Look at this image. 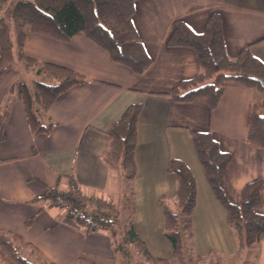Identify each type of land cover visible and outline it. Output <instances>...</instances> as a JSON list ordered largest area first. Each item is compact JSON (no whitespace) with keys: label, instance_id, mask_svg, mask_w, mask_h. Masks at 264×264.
<instances>
[{"label":"crops","instance_id":"crops-1","mask_svg":"<svg viewBox=\"0 0 264 264\" xmlns=\"http://www.w3.org/2000/svg\"><path fill=\"white\" fill-rule=\"evenodd\" d=\"M1 2V0H0ZM212 14L221 18L226 55L236 58L248 49L264 64V0H138L132 24L151 60L142 76L114 63L107 52L83 37L68 43L33 34L23 53L38 62L69 69L88 80L60 95L47 112L55 124L49 134L34 136L23 105L9 88L16 70L0 77V108L5 100L6 121L0 143V230L31 244L53 264H76L79 258L104 263L113 258L106 234H85L59 216L47 203H34L46 190L67 186L71 177L87 195L113 200L122 178L103 160L106 131L132 105H141L136 123L134 231L149 253L170 259L171 244L163 236L160 199H172L175 179L167 172L170 159L182 161L196 183L192 213L194 251L200 257L218 253L234 257L237 242L226 223V212L214 198L193 148L190 132L210 133L219 150L231 156V185L241 190L259 180L263 184L259 213L264 216V149L245 143L246 119L254 94L227 82L213 111L204 103H177L169 93L180 82L198 75L192 49L168 47L176 22L193 33L204 32ZM26 78V77H25ZM249 264H264V234Z\"/></svg>","mask_w":264,"mask_h":264},{"label":"trees","instance_id":"trees-1","mask_svg":"<svg viewBox=\"0 0 264 264\" xmlns=\"http://www.w3.org/2000/svg\"><path fill=\"white\" fill-rule=\"evenodd\" d=\"M136 1L14 0L12 3V0H1L0 77L10 70H16L19 75L9 88L8 96L15 95L21 101L32 135L49 134L55 126L47 117L52 104L67 90L87 84L88 80L69 69L26 57L23 46L27 38L37 34L68 43L80 36L107 52L114 63L129 69L135 76H142L150 68L151 60L132 24ZM6 5L9 10L4 15L2 9ZM166 46L192 49L199 64L198 75L180 82L169 97L177 103H204L213 111L227 82L248 88L254 99L247 114L245 143L264 149V64L248 49L236 58L226 55L220 16L212 14L201 34L176 22ZM7 103L5 100L0 108V143ZM140 112L141 105L128 107L105 132L109 142L103 160L129 182L136 175L134 153ZM190 137L211 193L225 210L226 223L235 235L237 251L233 264L240 259H246L244 264H249L252 257H257L264 234V216L259 213L263 184L256 180L235 190L229 174L231 156L219 150L210 133L191 131ZM167 172L175 179L174 196L168 202L161 198L160 206L163 235L173 251L170 259L153 257L138 238L132 223L135 211L132 196L115 203L87 195L68 177L65 188L60 186L59 178L55 187L32 202L47 203L63 211V218L85 234L108 235L113 248L111 260L116 264H202L208 260L211 264H220V260L223 261L220 255L217 259L213 254L200 257L194 251L192 213L196 183L190 169L182 161L170 159ZM124 208L130 211L127 219L123 218ZM0 264L53 263L19 236L0 230ZM76 264L96 263L79 258Z\"/></svg>","mask_w":264,"mask_h":264},{"label":"rangeland","instance_id":"rangeland-1","mask_svg":"<svg viewBox=\"0 0 264 264\" xmlns=\"http://www.w3.org/2000/svg\"><path fill=\"white\" fill-rule=\"evenodd\" d=\"M14 2V0H12V3ZM8 10H9V8H8V6L6 5V6H4V9H2V13L4 14V15H7V13H8ZM29 84V83H28ZM132 194V195H131ZM131 196H132V199H133V203H134V207H135V211H136V195H135V190H134V181H132V182H129V181H127V180H124L123 178H121L120 180H119V182L117 183V192H115V195H114V198H113V201L115 202V203H117V202H120L121 200H123L125 197H127L128 199H131ZM171 199H168V198H166V200L164 199V201H170ZM159 203H160V201H159ZM160 205V204H159ZM160 208H161V206H160ZM58 210V209H57ZM161 210H162V208H161ZM135 211H134V215L132 216V223L134 224V221H135ZM58 212H59V216H61L62 218L64 217V213H63V211H60V210H58ZM130 211L129 210H127L126 208H124V213H123V218L124 219H127L128 218V213H129ZM134 226V225H133ZM163 227H164V225H163ZM164 236V235H163ZM168 241V240H167ZM169 242V241H168ZM213 254V257H214V259H217L218 258V256H219V254L218 253H212ZM222 258H223V261H221L220 260V264H233L234 262H233V258H232V260H229V261H227L226 260V258L225 257H223L222 256ZM46 259V258H45ZM225 260V261H224ZM247 261H246V259H240L239 261H237V264H244V263H246ZM96 264H116L115 262H113L112 260H109L108 262H104V263H96ZM202 264H211V262L208 260V261H206V262H204V263H202Z\"/></svg>","mask_w":264,"mask_h":264},{"label":"water","instance_id":"water-1","mask_svg":"<svg viewBox=\"0 0 264 264\" xmlns=\"http://www.w3.org/2000/svg\"><path fill=\"white\" fill-rule=\"evenodd\" d=\"M264 86V84H262Z\"/></svg>","mask_w":264,"mask_h":264}]
</instances>
